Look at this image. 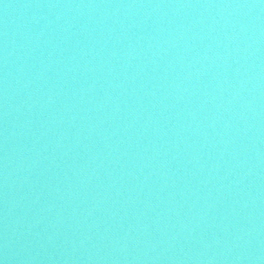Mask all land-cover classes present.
I'll use <instances>...</instances> for the list:
<instances>
[{"label": "water", "instance_id": "water-1", "mask_svg": "<svg viewBox=\"0 0 264 264\" xmlns=\"http://www.w3.org/2000/svg\"><path fill=\"white\" fill-rule=\"evenodd\" d=\"M0 264H264V0H0Z\"/></svg>", "mask_w": 264, "mask_h": 264}]
</instances>
